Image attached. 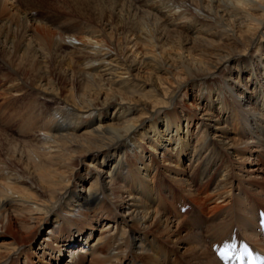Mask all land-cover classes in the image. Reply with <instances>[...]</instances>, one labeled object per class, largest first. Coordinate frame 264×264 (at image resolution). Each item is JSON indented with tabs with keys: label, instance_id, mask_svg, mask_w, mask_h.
Segmentation results:
<instances>
[{
	"label": "bare ground",
	"instance_id": "bare-ground-1",
	"mask_svg": "<svg viewBox=\"0 0 264 264\" xmlns=\"http://www.w3.org/2000/svg\"><path fill=\"white\" fill-rule=\"evenodd\" d=\"M49 1L72 33L0 0V264L42 225V264H219L233 228L262 243L264 0Z\"/></svg>",
	"mask_w": 264,
	"mask_h": 264
},
{
	"label": "rangeland",
	"instance_id": "rangeland-1",
	"mask_svg": "<svg viewBox=\"0 0 264 264\" xmlns=\"http://www.w3.org/2000/svg\"><path fill=\"white\" fill-rule=\"evenodd\" d=\"M39 1H40V3H42L43 4V6H41L40 5V3H39ZM9 4H13V6H15V4L16 5H18L19 6V8H20V11L21 12H23V13H25L26 15L28 14V17L30 18V19H32L31 20V22H34L33 24L36 26V25H39V24H41V25H43V26H46V27H48L50 30H53V31H55L56 33L57 32H59V30H56L55 28H52L50 25L51 24H55V25H57V23H56V18L60 15V18L58 19V22H60V23H63V21H64V17L65 16H67V15H65V14H63V13H60V10L58 11V10H56L55 8H52L53 7V4H52V2H50L49 0H27V4H25L24 6H22L21 7V5L19 4V3H17V2H15V1H12V0H9ZM25 7H27V8H25ZM50 7H51V9H55V10H51L50 9ZM14 8V7H13ZM37 8H39V9H42V10H46L47 12H51V13H53V14H51V13H49V15H47V16H45V15H43V14H36V15H34V16H30V12L31 11H33V10H36ZM30 13V14H29ZM8 15V17H9V19L10 20H12L13 18H14V13L12 14V16H11V13H8L7 14ZM71 21H73V20H71ZM14 23H15V21H13ZM75 25V23L74 22H70V25L71 26H74ZM14 25V24H13ZM60 28L61 29H63V26H60ZM32 33H33V30L31 31ZM61 32V31H60ZM69 33H72V31H64L63 32V34H69ZM79 33H77L76 35H78ZM1 68L3 69V70H5V71H8L7 70V67L6 66H1ZM214 78V75H211L210 76V79H213ZM2 81V78H1V76H0V84L2 83L1 82ZM189 87V86H188ZM188 96H187V98H186V102H187V104H190L193 100H194V94L192 93V91L191 90H188ZM196 99V98H195ZM29 103H30V99H26V100H24V107H26V106H29ZM28 104V105H27ZM22 104H19V106H21ZM6 109V107L5 106H0V113H2L3 114V112H4V110ZM3 110V111H2ZM14 128L15 127H9V128H7L6 130H8V133L9 134H11V135H13V136H15V137H17L18 136V133H17V131L16 130H14ZM258 161V162H257ZM184 162H188L187 161V159H185V161ZM255 162L258 164V165H261V161L260 160H255ZM246 166H248V167H250V166H252V167H254L253 166V163H250L249 162V165H246ZM218 175V173H216V177H215V179H218L219 177L217 176ZM208 179V178H207ZM209 181H212L210 178L208 179ZM208 180H206V181H208ZM199 186V183H197V185L195 186L196 188ZM207 188H211V182L208 184V186H207ZM206 188V189H207ZM202 191V190H201ZM200 191V192H201ZM203 193H205V192H203ZM203 196V195H202ZM177 197H179V195L177 196ZM206 205L207 206H209L207 203H206ZM51 224V223H50ZM12 225H16L17 226V223H16V220L13 218L12 219ZM100 226H101V224L100 225H98V226H96L95 228H93V230H92V232H91V234H90V237H88V243H87V245L89 244V242H90V239L92 238V237H94V241H95V239H96V237L98 236V235H100ZM14 227V226H13ZM47 225H42L41 226V228H40V230H35L34 232H33V234L31 233V236H28L27 237V239L26 240H23L22 241V243H23V248L25 249V253L21 256V259H20V261H19V263L18 264H23V261H24V256L26 255V261H25V263L26 264H42V263H44V261H48V256H46L45 258H42V257H37L38 255L36 254V252L38 251L37 249H36V243H37V241H36V239H38V237H39V240H42V238L45 236V233H46V231H47ZM22 235H25V232H22ZM87 235V233L86 234H84V235H82V236H80V237H78V238H80L81 240H84V237ZM6 238V237H5ZM30 238V239H29ZM77 238V239H78ZM34 239V240H33ZM0 240H1V238H0ZM75 242V244H74V246H76V247H82V245L84 244H82V243H80L79 241H74ZM35 245V246H34ZM90 245V244H89ZM73 246V247H74ZM30 247H35V249H33V251H35V253H33L32 252V250H30V249H28V248H30ZM86 248V247H85ZM84 248V249H85ZM66 252H68V250H65L63 253H65V254H67ZM65 254H63L62 255V257H63V260H67V258L66 257H64L65 256ZM131 255H132V253H127L126 255H125V258L126 259H124V263H127V260L131 257ZM133 256V255H132ZM68 258H69V255L67 256ZM43 259V260H42ZM61 260V259H60ZM52 262V260H49L48 262ZM1 262V261H0ZM81 263H85V264H88V261L87 262H81ZM54 264H56V263H54ZM62 264V263H61ZM64 264V263H63Z\"/></svg>",
	"mask_w": 264,
	"mask_h": 264
},
{
	"label": "snow or ice",
	"instance_id": "snow-or-ice-1",
	"mask_svg": "<svg viewBox=\"0 0 264 264\" xmlns=\"http://www.w3.org/2000/svg\"><path fill=\"white\" fill-rule=\"evenodd\" d=\"M233 247H234V245H226L225 248L220 252L221 258L225 259V260L229 259L228 251H229V249H231ZM245 251H246V249H245Z\"/></svg>",
	"mask_w": 264,
	"mask_h": 264
}]
</instances>
